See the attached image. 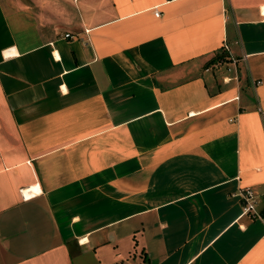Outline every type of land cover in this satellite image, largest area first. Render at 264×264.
Returning a JSON list of instances; mask_svg holds the SVG:
<instances>
[{"label":"crops","instance_id":"crops-1","mask_svg":"<svg viewBox=\"0 0 264 264\" xmlns=\"http://www.w3.org/2000/svg\"><path fill=\"white\" fill-rule=\"evenodd\" d=\"M0 264H264V0H0Z\"/></svg>","mask_w":264,"mask_h":264},{"label":"built area","instance_id":"built-area-1","mask_svg":"<svg viewBox=\"0 0 264 264\" xmlns=\"http://www.w3.org/2000/svg\"><path fill=\"white\" fill-rule=\"evenodd\" d=\"M160 11L155 8L154 9V15L159 16ZM24 198L27 196L26 193L22 192ZM36 195V192L32 191L31 194L28 195V197ZM239 197L242 201V208H243V214L244 215H252V216H258L256 211V197L253 193V191L250 188H243L239 192Z\"/></svg>","mask_w":264,"mask_h":264},{"label":"trees","instance_id":"trees-1","mask_svg":"<svg viewBox=\"0 0 264 264\" xmlns=\"http://www.w3.org/2000/svg\"><path fill=\"white\" fill-rule=\"evenodd\" d=\"M219 57H220V55H219ZM216 60H218V57L216 58Z\"/></svg>","mask_w":264,"mask_h":264}]
</instances>
